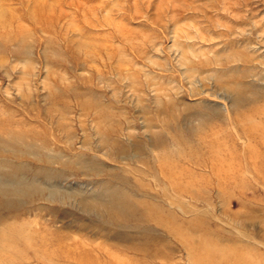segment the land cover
<instances>
[{"label": "rangeland", "instance_id": "1", "mask_svg": "<svg viewBox=\"0 0 264 264\" xmlns=\"http://www.w3.org/2000/svg\"><path fill=\"white\" fill-rule=\"evenodd\" d=\"M0 264H264V0H0Z\"/></svg>", "mask_w": 264, "mask_h": 264}]
</instances>
